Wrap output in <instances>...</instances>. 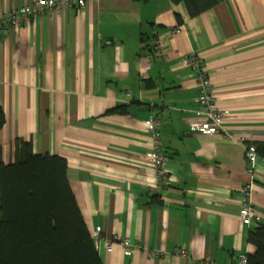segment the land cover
<instances>
[{
    "label": "crops",
    "instance_id": "obj_1",
    "mask_svg": "<svg viewBox=\"0 0 264 264\" xmlns=\"http://www.w3.org/2000/svg\"><path fill=\"white\" fill-rule=\"evenodd\" d=\"M34 2L0 0V16ZM199 72L225 113L219 135L193 130ZM0 108V160L15 162L17 140L66 159L89 232L132 240L130 256L96 243L103 264H239L256 252L264 160L249 174L245 146L264 144V0H222L196 18L171 0H86L36 16L0 31ZM154 133L166 177L147 157ZM251 182L261 221L246 226Z\"/></svg>",
    "mask_w": 264,
    "mask_h": 264
},
{
    "label": "trees",
    "instance_id": "obj_2",
    "mask_svg": "<svg viewBox=\"0 0 264 264\" xmlns=\"http://www.w3.org/2000/svg\"><path fill=\"white\" fill-rule=\"evenodd\" d=\"M171 1L184 3L196 18L222 0ZM5 123L0 108V130ZM255 146L264 160V144ZM248 241L256 252L247 264H264V224L249 233ZM0 264H103L70 187L66 159L35 154L32 143L22 140H17L14 163L0 160Z\"/></svg>",
    "mask_w": 264,
    "mask_h": 264
},
{
    "label": "built area",
    "instance_id": "obj_3",
    "mask_svg": "<svg viewBox=\"0 0 264 264\" xmlns=\"http://www.w3.org/2000/svg\"><path fill=\"white\" fill-rule=\"evenodd\" d=\"M76 3L81 10L85 9L86 0H35V2L31 5H26L18 10L9 11L1 15L0 31L9 33L10 31H14L28 24L30 20L36 16L59 11L65 7H72ZM180 32L181 29L178 27L173 33L179 34ZM107 44L110 45L111 42H108ZM155 46L160 50L163 47V43L161 41L155 42ZM186 63L197 69L198 61L196 60V57L190 56L187 58ZM198 75L201 92L197 98L199 108L197 116L200 120L193 124V130L206 135H219L223 129L225 113L218 107L216 100L211 94L212 84L208 76L202 72H199ZM157 123L159 124V122L151 120L147 125L150 126V128H153V126ZM154 136L155 140L153 143V150L147 157L156 169L160 178L166 177V163L168 160L162 153V143L159 135L154 133ZM245 152L248 172L249 174H252L254 166L259 158L256 146L246 145ZM252 192L253 182L247 184L242 190L243 205L240 219L246 226H251L253 223H259L261 221L260 214L256 212L253 206ZM92 236L96 243L100 245L102 244L109 253L113 251L114 244L121 245L127 256H130L133 253L134 244L132 240L127 237L123 238L115 235L111 238H107L103 235L102 228H96L92 233ZM177 253L180 256L186 255V251L184 250H179ZM201 264L211 263L206 260ZM239 264H247V259L243 258Z\"/></svg>",
    "mask_w": 264,
    "mask_h": 264
},
{
    "label": "water",
    "instance_id": "obj_4",
    "mask_svg": "<svg viewBox=\"0 0 264 264\" xmlns=\"http://www.w3.org/2000/svg\"><path fill=\"white\" fill-rule=\"evenodd\" d=\"M130 113H136L137 111H148L147 108H137L136 106L129 108Z\"/></svg>",
    "mask_w": 264,
    "mask_h": 264
}]
</instances>
